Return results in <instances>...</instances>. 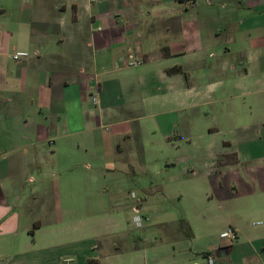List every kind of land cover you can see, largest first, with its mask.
<instances>
[{"label":"crops","instance_id":"obj_1","mask_svg":"<svg viewBox=\"0 0 264 264\" xmlns=\"http://www.w3.org/2000/svg\"><path fill=\"white\" fill-rule=\"evenodd\" d=\"M131 50L140 64L123 63ZM148 88L175 109L211 106L205 131L237 138L214 167L227 178L212 185L229 202L224 222L176 230L155 264H264V0H0V264H149L121 196L90 193L101 176L134 172L127 126ZM144 199L128 209L136 227Z\"/></svg>","mask_w":264,"mask_h":264},{"label":"rangeland","instance_id":"obj_2","mask_svg":"<svg viewBox=\"0 0 264 264\" xmlns=\"http://www.w3.org/2000/svg\"><path fill=\"white\" fill-rule=\"evenodd\" d=\"M148 93L151 95L146 96V92L140 95L138 107L133 109L127 126L129 145L138 149V154L131 157L134 172L117 171L106 180L101 176L90 193L92 196L105 192L121 196V218L129 233L128 239L137 246L140 260L146 249V262L155 264L171 255L169 245L176 230L179 233L205 228L215 231L218 224L224 222L221 218L230 212L229 202L219 205L216 195L220 188L212 185L221 176L226 184L227 178L226 174L216 173L214 167L226 158L221 153L236 149L237 138L224 125L211 133L205 131L217 125L212 119L215 115L211 106L201 108L196 115L189 108L166 106L158 91L148 88ZM169 134L171 137L166 140L164 135ZM90 160L98 161L93 156ZM142 198H145L148 219H143L141 227H136L131 225L132 213L128 209ZM254 202L257 206L258 198ZM28 215L27 229H34L36 208ZM247 216L256 229L261 221L258 209L252 206ZM24 234L32 237V232Z\"/></svg>","mask_w":264,"mask_h":264},{"label":"built area","instance_id":"obj_3","mask_svg":"<svg viewBox=\"0 0 264 264\" xmlns=\"http://www.w3.org/2000/svg\"><path fill=\"white\" fill-rule=\"evenodd\" d=\"M92 1H98V0H92ZM28 53L25 51H16L13 53L12 58L14 60L20 59V58H24L27 57ZM123 63L127 64V65H138L142 62L141 57L138 56L136 51H129L128 54L123 58ZM93 101L96 100L95 97L92 98ZM133 222L137 225L140 226L141 222H140V216L139 215H135L133 216ZM234 230L232 228H228L227 230H225L224 232L221 233V237L223 238H228L230 240L234 239ZM206 259V264H218V262L216 261V259L212 256V255H206L205 256ZM193 264H199V263H193Z\"/></svg>","mask_w":264,"mask_h":264},{"label":"trees","instance_id":"obj_4","mask_svg":"<svg viewBox=\"0 0 264 264\" xmlns=\"http://www.w3.org/2000/svg\"><path fill=\"white\" fill-rule=\"evenodd\" d=\"M167 71H168V73H172V72H175V71H180V67L179 66H175V67H172V68L168 69ZM182 222H184V221H182ZM190 236H191V232L188 231V237H190ZM93 263L96 264L95 261H93Z\"/></svg>","mask_w":264,"mask_h":264}]
</instances>
